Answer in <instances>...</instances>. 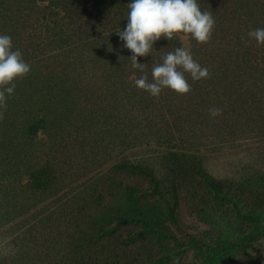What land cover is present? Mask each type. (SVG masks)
I'll list each match as a JSON object with an SVG mask.
<instances>
[{
    "label": "rangeland",
    "instance_id": "obj_1",
    "mask_svg": "<svg viewBox=\"0 0 264 264\" xmlns=\"http://www.w3.org/2000/svg\"><path fill=\"white\" fill-rule=\"evenodd\" d=\"M27 1H31L34 12L30 16L32 11L29 8L23 17L30 37L27 44L42 49L50 57L62 51L68 53L63 59H54L52 68H64L65 63H70L69 77H74V90L84 98L83 112L91 119V125L82 134L72 129L73 132L66 135L68 158L58 156L62 163L68 164L67 174L77 182L74 186L86 188L96 177L102 181L105 175L110 176L107 171L111 165L127 161L157 172L161 185L167 190L166 195L173 198L174 206L170 209L173 219H170L168 215L159 213V209L164 207L155 196H133L136 199L135 205L132 204L136 211L133 216L144 217L154 224L160 219L174 231L178 242L151 239L149 241L153 244L148 243L152 245L146 251L137 240L135 245L126 247L131 253L127 264H229L230 257L239 264H264V221L260 219L263 226L258 232L257 223L244 217L251 211H260L264 215V203L261 204L264 201V186L259 185L264 180V134L244 131L238 118L228 114L215 118L209 114L199 116L205 108L199 105L201 100L198 96L191 101L189 94L180 95L164 89L158 98L144 93L143 97L147 100H142L140 95L143 90L134 83L141 73L132 68L131 61L116 63V60H100L104 49L118 47L119 42L122 44L116 32L126 27L127 5L131 0ZM255 2L198 0L200 7L225 13L245 30L255 28L248 27V9ZM175 41L191 52L195 45V40L183 34L172 41L161 39L154 45L152 55L138 58L140 63L145 64L144 75L153 64L162 62L160 56L176 47ZM120 67L133 69L125 80L128 83L126 88L118 79ZM114 92L121 94L114 97ZM207 98L216 100L214 94ZM120 101H123L124 108L118 111L116 105ZM23 114L21 110L14 117L16 125L22 123ZM6 122V116L1 112L0 159L3 164H0V174L6 170L10 174L8 180L0 175V211L2 208L14 209L17 205L15 198L20 195L25 197L23 191L30 193L21 189L17 180L24 176L23 184H26L28 178L18 169H25L30 163L33 165L34 160L38 165L48 164L54 154L49 149L57 138L56 129L47 126L28 143L20 125L15 126V130H8ZM9 131L13 137L19 138L16 143L20 142L24 149L31 150L29 158L22 155L21 159L11 160L12 157L7 156ZM171 155L185 166L176 180L177 191L173 190V179L166 175L173 158ZM199 168L211 179H216L221 187L243 188L249 195L234 202L214 199L207 184H200ZM127 183L142 189L149 187L140 177L130 176ZM113 191L110 190L106 197L111 196ZM121 191L119 189V193ZM79 192L80 189L76 194ZM124 198L125 195H120L114 199L116 207L125 204ZM157 209L159 215L156 214ZM130 233L143 240L147 238L143 225L134 223L114 236L106 237L104 247L111 249L115 255L119 254L118 249L124 248V237ZM15 237L12 232L0 234V249L10 250ZM245 243L253 244H248L246 248ZM99 246L103 249L102 245Z\"/></svg>",
    "mask_w": 264,
    "mask_h": 264
},
{
    "label": "trees",
    "instance_id": "obj_2",
    "mask_svg": "<svg viewBox=\"0 0 264 264\" xmlns=\"http://www.w3.org/2000/svg\"><path fill=\"white\" fill-rule=\"evenodd\" d=\"M9 1L0 0V33L12 37L14 50L19 49L22 52L25 60L31 65V72L15 82V92L8 97L6 105L0 108V113L3 112L6 116V129L15 130V126L20 125L28 143L47 126L56 129L57 138L49 149L50 153L55 155L51 156L48 164L38 165L34 160L33 165L30 163L25 169L22 167L18 169L27 176L28 181L23 184L24 176L20 180L14 179L18 181L21 189L29 190L30 193L23 191L25 197L22 195L16 197L17 205L14 209L2 208L0 211V234L12 232L16 235L10 250L0 249V264H127L131 253L126 247L135 245L137 240L146 251H149L153 244L149 241L151 239L177 243L178 237L174 231L166 227L160 219L154 224L144 217L133 216L136 214L132 208V204L136 203L133 196L146 195L155 196L161 201L164 209H159V213L173 219L170 211L174 206L173 198L166 195L167 190L161 185L158 174L153 169L127 161L117 162L108 168L110 176L105 175L102 181L96 177L86 188L74 186L77 182L67 174L68 164L62 163L58 156L68 158L69 143L66 144L68 141L66 135L71 134L72 129L82 134L83 130L85 128L88 130L91 125V119L89 120L83 112L84 98L75 91L76 89L74 90V80L72 82L74 77H69L71 75L69 62L65 63L64 68H52L54 59L67 57L66 51L50 57L42 49L27 44L30 37L26 19L23 17L27 15L29 8L32 11L30 16H33L31 1L12 0V3ZM255 5L251 3L248 9L250 19L248 27L255 26L249 30L243 29L235 19H231L225 13L213 9L206 10V7L201 6L202 11L206 10L214 17L215 28L208 43L199 44L194 41L192 54L202 67L209 69L210 76L194 81L190 75H185L191 86L188 93L191 101H195L198 96L201 100L199 105L205 108L199 116L206 117L210 109L220 108L222 115L218 117L231 115L234 119L238 118L237 121L244 126V131L251 133L258 131L264 134V46L247 37L249 31L264 28V0H256ZM174 45L175 48L183 47L178 41H175ZM131 54L123 47V42L122 44L119 42L118 47L115 45L104 49L100 53V60L104 62L116 60V63H120L121 60L130 61L128 59ZM160 57L162 60L163 57ZM131 70H133L131 67H120L118 70V79L125 88L128 84L125 80H128ZM151 71L152 68H149L145 73L149 80L152 79ZM117 92L113 93L114 97L121 94ZM144 93L148 94L143 90L141 99L147 100L143 97ZM213 94L216 100L210 101L207 97L209 95L212 97ZM116 106V110L121 111L122 107L124 108L123 101L118 102ZM21 110L24 112L23 121L16 125L14 117ZM18 140L19 138L13 137L9 131L7 156L12 157L11 160L21 159L22 155L29 158L32 154L29 148L24 149L20 142L16 143ZM78 141L80 144L79 138ZM82 143L84 144L83 139ZM171 156L173 158L166 175L173 179V190L177 191L176 180L178 181L179 174L185 166L176 156ZM1 160L0 164H3ZM2 174L3 178L7 179L10 172L6 170ZM197 174L202 181L200 184H207L212 197L220 202H234L248 194L243 188L221 187L216 179L208 177L201 168ZM130 176L142 178L148 183V189L129 185L127 179ZM259 185L264 186V180ZM79 189L80 192L76 194ZM119 189H122L120 193ZM110 190L114 191L107 198ZM120 195H125V204L116 207L114 199ZM263 203L264 201L261 204ZM157 211L158 209L156 214ZM244 217L256 222L257 230L260 232L263 226L260 219L264 221V215L260 211H251ZM134 223L143 225L146 239L143 240L132 233L126 235L123 239L124 248L118 249L119 254L116 255L111 249L104 247L106 237L114 236L119 230L122 231ZM248 244L253 243H247L246 248L249 247ZM99 245H102L103 249ZM229 264L239 263L230 257Z\"/></svg>",
    "mask_w": 264,
    "mask_h": 264
},
{
    "label": "clouds",
    "instance_id": "obj_3",
    "mask_svg": "<svg viewBox=\"0 0 264 264\" xmlns=\"http://www.w3.org/2000/svg\"><path fill=\"white\" fill-rule=\"evenodd\" d=\"M127 8L126 27L116 34L123 47L132 53L128 59L132 68L141 73L134 80L138 89L156 98L164 89L185 95L191 91L185 74L194 81L209 78V69L202 67L192 52L184 47L167 52L162 62L153 64L151 80L143 74L145 64L138 60L139 57L152 55L154 45L161 39L172 41L179 34L199 44L208 43L215 28V19L211 13L202 11L198 0H131ZM247 37L264 46V28L249 31ZM30 72L31 65L22 52L14 50L12 37L0 33V108L14 94L15 82ZM209 115L218 117L222 115V109H210Z\"/></svg>",
    "mask_w": 264,
    "mask_h": 264
}]
</instances>
